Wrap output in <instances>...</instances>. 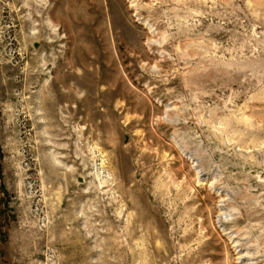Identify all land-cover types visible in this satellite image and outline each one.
<instances>
[{
    "label": "rangeland",
    "instance_id": "obj_1",
    "mask_svg": "<svg viewBox=\"0 0 264 264\" xmlns=\"http://www.w3.org/2000/svg\"><path fill=\"white\" fill-rule=\"evenodd\" d=\"M0 264H264V0H0Z\"/></svg>",
    "mask_w": 264,
    "mask_h": 264
}]
</instances>
